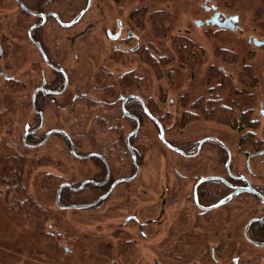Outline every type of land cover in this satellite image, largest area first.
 <instances>
[{
	"label": "flooded vegetation",
	"instance_id": "obj_1",
	"mask_svg": "<svg viewBox=\"0 0 264 264\" xmlns=\"http://www.w3.org/2000/svg\"><path fill=\"white\" fill-rule=\"evenodd\" d=\"M153 2L127 12L126 0H0V156L29 174L52 164L61 207L119 217L105 229L123 250L264 264V98L253 101L251 56L219 39L207 54ZM202 7L204 24L239 29L238 15L219 27L216 13L231 16Z\"/></svg>",
	"mask_w": 264,
	"mask_h": 264
},
{
	"label": "rangeland",
	"instance_id": "obj_2",
	"mask_svg": "<svg viewBox=\"0 0 264 264\" xmlns=\"http://www.w3.org/2000/svg\"><path fill=\"white\" fill-rule=\"evenodd\" d=\"M79 1L82 5L84 0ZM148 1L152 0H142V4L145 2L147 4ZM153 1L148 5H152L154 9L157 8L161 14L160 17L169 18V21L174 24V33L178 31L177 34L182 35L185 28L190 29L188 37L197 40L207 54L211 53V46L217 44L215 39H219L223 41L224 53L225 51L229 53L230 49L234 50L233 53L236 49L241 53V62L246 61L247 55H250V66L256 77L255 93H258L255 94L253 101L258 103L264 98V47H254L246 42L253 37L264 40V0ZM138 3L140 0H126L127 12ZM204 3L209 7L215 6L225 17L238 15L239 29L222 31L204 24V21L212 15L211 10L203 9ZM196 20L203 22L201 27H196L194 24ZM167 42L165 39L166 45ZM220 60L227 61L221 58ZM217 61L208 58L206 64ZM228 145L231 144L228 142ZM158 149L162 148L158 145ZM5 154H9L7 149L0 155ZM0 158L3 157L0 156ZM48 166L34 168L31 174L23 173L26 190L42 210L40 219L34 216L10 215L6 213L5 204L0 199V264H155V260L159 264L185 263L182 259L178 262L172 260L171 255L169 258L167 253L161 254V250L155 252L154 247H149L150 245L147 244L145 246L148 249L133 245L125 250L119 239H110L109 244L108 230L105 226L109 222L113 225L120 222L117 216L108 221L100 210L94 212L60 210L54 202L57 181L54 175L45 172L51 169L52 164ZM8 188L6 185H0V192L3 193ZM10 189L13 187L11 186ZM98 227L101 228L97 229ZM207 242H209L208 239ZM198 257L199 255H196V258Z\"/></svg>",
	"mask_w": 264,
	"mask_h": 264
},
{
	"label": "trees",
	"instance_id": "obj_3",
	"mask_svg": "<svg viewBox=\"0 0 264 264\" xmlns=\"http://www.w3.org/2000/svg\"><path fill=\"white\" fill-rule=\"evenodd\" d=\"M23 166L18 159L0 158V185L9 187L0 192L6 213L14 216H34L40 219L42 210L30 196L23 183ZM11 186L13 189H10Z\"/></svg>",
	"mask_w": 264,
	"mask_h": 264
},
{
	"label": "water",
	"instance_id": "obj_4",
	"mask_svg": "<svg viewBox=\"0 0 264 264\" xmlns=\"http://www.w3.org/2000/svg\"><path fill=\"white\" fill-rule=\"evenodd\" d=\"M218 13H216L213 17H212V19H210L209 20V22L210 23H212V24H216L217 26H219V27H230V28H233V22H236L237 21V16L236 15H234V16H231V17H229V18H227V19H225L224 21H218ZM200 24V22H197V25H199ZM253 43L256 45V46H260V45H262L263 44V42H261V41H258L256 38H254L253 39ZM160 128V127H159ZM160 131H161V133H160V139L162 140V142L168 147V148H171L172 150H175V151H177V152H181L179 149H177V148H175V147H172L171 145H169V143H167L165 140H164V138H163V135H162V130H161V128H160ZM60 189H61V186L57 189V191H56V193H55V204H56V206H58V207H61V205L59 204V193H60ZM104 196H101L100 198H103ZM96 202V201H95ZM94 202V203H95ZM93 203V204H94ZM92 204H89V205H69V206H63V207H61V208H86V207H89V206H91Z\"/></svg>",
	"mask_w": 264,
	"mask_h": 264
}]
</instances>
